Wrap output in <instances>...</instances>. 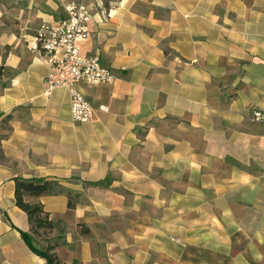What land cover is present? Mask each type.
Segmentation results:
<instances>
[{"label": "crops", "instance_id": "0c3cea01", "mask_svg": "<svg viewBox=\"0 0 264 264\" xmlns=\"http://www.w3.org/2000/svg\"><path fill=\"white\" fill-rule=\"evenodd\" d=\"M83 2L81 54L110 84L44 93L42 24ZM100 107L103 108L100 109ZM264 0H0V264H44L22 240L15 179L44 180L60 264H264Z\"/></svg>", "mask_w": 264, "mask_h": 264}, {"label": "built area", "instance_id": "2783aa9c", "mask_svg": "<svg viewBox=\"0 0 264 264\" xmlns=\"http://www.w3.org/2000/svg\"><path fill=\"white\" fill-rule=\"evenodd\" d=\"M65 17L56 24H42L34 36L32 50H41L47 59L44 93L63 88L69 94V114L74 123L90 121L93 108L78 90L80 84L98 86L110 84L114 75L100 63L97 56L81 54L80 43L89 35L91 12L81 1L64 6ZM100 109L103 110L102 107ZM252 122L264 123V112L254 111Z\"/></svg>", "mask_w": 264, "mask_h": 264}, {"label": "trees", "instance_id": "16d2710c", "mask_svg": "<svg viewBox=\"0 0 264 264\" xmlns=\"http://www.w3.org/2000/svg\"><path fill=\"white\" fill-rule=\"evenodd\" d=\"M53 192H55L53 182L37 179H15V205L26 214L30 226L29 232L19 231L20 236L28 248L44 260V264H60V262L52 252L53 248L51 246L48 245L44 249L35 248L31 235H37L39 230H51L55 227V224L48 220L40 203H28L25 199L38 198Z\"/></svg>", "mask_w": 264, "mask_h": 264}, {"label": "rangeland", "instance_id": "374dc122", "mask_svg": "<svg viewBox=\"0 0 264 264\" xmlns=\"http://www.w3.org/2000/svg\"><path fill=\"white\" fill-rule=\"evenodd\" d=\"M45 230H42L41 233L44 234Z\"/></svg>", "mask_w": 264, "mask_h": 264}]
</instances>
